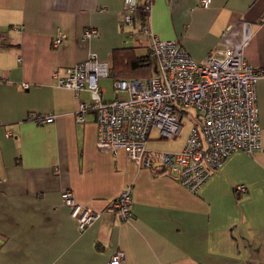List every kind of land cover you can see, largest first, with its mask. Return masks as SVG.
I'll use <instances>...</instances> for the list:
<instances>
[{"label": "crops", "instance_id": "0c3cea01", "mask_svg": "<svg viewBox=\"0 0 264 264\" xmlns=\"http://www.w3.org/2000/svg\"><path fill=\"white\" fill-rule=\"evenodd\" d=\"M147 2L136 0L129 26L124 0H0V264H108L116 252L123 264H264V78L256 83L260 148L232 153L195 193L164 166L97 149L95 114L74 116L89 93L76 97L52 78L95 54L111 78L131 79L133 62L147 56L140 48L151 53L147 36L131 33L144 22L199 62L246 31L244 57L264 68V0H211L207 8L151 0L145 18ZM87 29L98 36L84 40ZM31 114L54 118L36 124ZM158 139L149 136L147 149L172 151L155 149ZM128 186L131 216L122 221L108 205ZM64 191L98 213L82 233Z\"/></svg>", "mask_w": 264, "mask_h": 264}, {"label": "built area", "instance_id": "2783aa9c", "mask_svg": "<svg viewBox=\"0 0 264 264\" xmlns=\"http://www.w3.org/2000/svg\"><path fill=\"white\" fill-rule=\"evenodd\" d=\"M150 1L141 8L146 18ZM197 6L209 7L211 0H195ZM123 25L132 26L136 0H124ZM143 34L154 62V74L148 78L114 80L115 94L122 91L126 99L103 100L104 84L110 79L109 66L90 54L82 62L52 72L59 87L70 89L78 97L87 91L89 98L78 102L74 116L84 122L89 112L95 114L97 125L96 147L117 154L123 150L126 158L137 165L151 168L161 165L189 192L195 193L232 153L253 154L260 148V125L256 83L264 78V68H255L244 57L242 41L233 46L213 49L202 61L194 60L177 40H160L142 23ZM98 36L96 29L83 32L84 40ZM4 36L0 34V43ZM62 37L53 40V46ZM23 87H27L23 84ZM194 110L192 126L179 152L147 149L150 133L159 138H173L180 133L183 113ZM53 115L31 114L29 120L36 124L53 121ZM235 192L244 194V185ZM62 204L69 208V215L82 233L98 217V213L82 206L70 191L61 194ZM132 189L128 186L108 205L109 212L122 221L131 216ZM108 264H123L122 252L112 255Z\"/></svg>", "mask_w": 264, "mask_h": 264}, {"label": "rangeland", "instance_id": "374dc122", "mask_svg": "<svg viewBox=\"0 0 264 264\" xmlns=\"http://www.w3.org/2000/svg\"><path fill=\"white\" fill-rule=\"evenodd\" d=\"M139 35V34H137ZM141 36V35H139ZM145 44H143L144 46ZM142 51H144V55H147L149 57H151V53L148 49V47L145 48H140ZM148 74V71H139L137 72L135 75L132 76V78H140L143 79L146 77V75ZM116 80L115 78H110L107 79V81H105L104 83V94H103V100L105 102H109V101H113L116 99H126L127 98V94L125 92H118L117 94H115V89L113 88V81ZM194 115V110L191 109L190 113H183L182 114V118L180 120V124H181V130L180 133L173 137V138H162V139H158V140H152V143L154 144V148L155 149H161V147L165 146L163 149H168V150H172V151H168V152H178L177 149L180 147L181 143L183 141H185L187 135H188V131L192 126V118H190V115ZM155 135V131L151 132L150 137L153 138ZM181 150V149H180Z\"/></svg>", "mask_w": 264, "mask_h": 264}, {"label": "trees", "instance_id": "16d2710c", "mask_svg": "<svg viewBox=\"0 0 264 264\" xmlns=\"http://www.w3.org/2000/svg\"><path fill=\"white\" fill-rule=\"evenodd\" d=\"M146 70L148 71L146 77H150L154 74V62L149 56L140 57L138 60L133 62V64L131 65V69L127 75L132 77L137 72Z\"/></svg>", "mask_w": 264, "mask_h": 264}, {"label": "water", "instance_id": "95a60500", "mask_svg": "<svg viewBox=\"0 0 264 264\" xmlns=\"http://www.w3.org/2000/svg\"><path fill=\"white\" fill-rule=\"evenodd\" d=\"M154 70H155V67H154Z\"/></svg>", "mask_w": 264, "mask_h": 264}]
</instances>
